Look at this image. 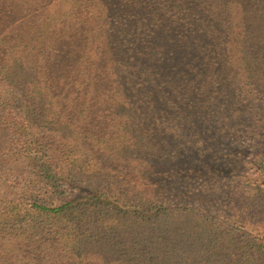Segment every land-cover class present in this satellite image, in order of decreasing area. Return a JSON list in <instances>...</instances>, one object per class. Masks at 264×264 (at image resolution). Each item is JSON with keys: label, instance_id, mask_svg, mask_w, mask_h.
Returning a JSON list of instances; mask_svg holds the SVG:
<instances>
[{"label": "trees", "instance_id": "trees-1", "mask_svg": "<svg viewBox=\"0 0 264 264\" xmlns=\"http://www.w3.org/2000/svg\"><path fill=\"white\" fill-rule=\"evenodd\" d=\"M0 264H264V0H0Z\"/></svg>", "mask_w": 264, "mask_h": 264}, {"label": "rangeland", "instance_id": "rangeland-1", "mask_svg": "<svg viewBox=\"0 0 264 264\" xmlns=\"http://www.w3.org/2000/svg\"><path fill=\"white\" fill-rule=\"evenodd\" d=\"M5 143V128L0 126V145Z\"/></svg>", "mask_w": 264, "mask_h": 264}]
</instances>
